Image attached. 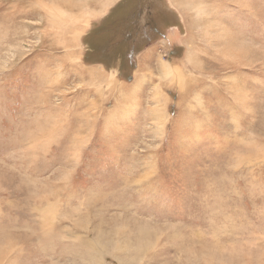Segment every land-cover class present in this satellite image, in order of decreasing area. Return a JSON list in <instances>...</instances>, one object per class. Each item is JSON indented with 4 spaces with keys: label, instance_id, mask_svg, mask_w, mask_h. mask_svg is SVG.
Segmentation results:
<instances>
[{
    "label": "rangeland",
    "instance_id": "374dc122",
    "mask_svg": "<svg viewBox=\"0 0 264 264\" xmlns=\"http://www.w3.org/2000/svg\"><path fill=\"white\" fill-rule=\"evenodd\" d=\"M0 264H264V0H0Z\"/></svg>",
    "mask_w": 264,
    "mask_h": 264
},
{
    "label": "crops",
    "instance_id": "0c3cea01",
    "mask_svg": "<svg viewBox=\"0 0 264 264\" xmlns=\"http://www.w3.org/2000/svg\"><path fill=\"white\" fill-rule=\"evenodd\" d=\"M140 36L141 35H139V37H136V35L135 34H131V36H128V35H126V39H127V41L126 42H128V41H134L135 40V38H140ZM129 37L131 38V39H129ZM135 37V38H134ZM136 42V41H135Z\"/></svg>",
    "mask_w": 264,
    "mask_h": 264
},
{
    "label": "bare ground",
    "instance_id": "6f19581e",
    "mask_svg": "<svg viewBox=\"0 0 264 264\" xmlns=\"http://www.w3.org/2000/svg\"><path fill=\"white\" fill-rule=\"evenodd\" d=\"M79 18H81V17H79ZM77 19H78V18H77ZM77 19H76V20H77ZM77 22H78V21H77ZM76 36H78V35H76V34H73V35H72V39H76V40H77V37H76ZM75 42H76V41H75ZM71 43H73V44H74V41H71ZM75 46H76V44H75ZM169 67H170V66H168V65H167V67H165L164 69L168 70V69H169Z\"/></svg>",
    "mask_w": 264,
    "mask_h": 264
},
{
    "label": "trees",
    "instance_id": "16d2710c",
    "mask_svg": "<svg viewBox=\"0 0 264 264\" xmlns=\"http://www.w3.org/2000/svg\"><path fill=\"white\" fill-rule=\"evenodd\" d=\"M126 37V36H125ZM125 40L127 41V39L125 38Z\"/></svg>",
    "mask_w": 264,
    "mask_h": 264
}]
</instances>
